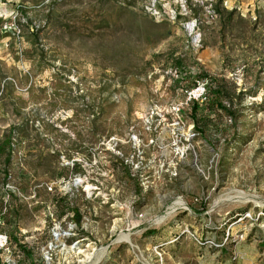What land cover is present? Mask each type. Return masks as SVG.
<instances>
[{"label":"rangeland","instance_id":"374dc122","mask_svg":"<svg viewBox=\"0 0 264 264\" xmlns=\"http://www.w3.org/2000/svg\"><path fill=\"white\" fill-rule=\"evenodd\" d=\"M7 136L0 264H264V0H0Z\"/></svg>","mask_w":264,"mask_h":264},{"label":"trees","instance_id":"16d2710c","mask_svg":"<svg viewBox=\"0 0 264 264\" xmlns=\"http://www.w3.org/2000/svg\"><path fill=\"white\" fill-rule=\"evenodd\" d=\"M195 109L198 110V106L196 107L195 106ZM12 139H13V136H7L5 138V140H3V142L0 144V154H4V153H7L8 154V158L7 159H11V155L14 153L15 149H14V146H13V143H12ZM6 176L9 175V169L6 170ZM80 218H78L79 220ZM25 252H27L26 249H24Z\"/></svg>","mask_w":264,"mask_h":264},{"label":"built area","instance_id":"2783aa9c","mask_svg":"<svg viewBox=\"0 0 264 264\" xmlns=\"http://www.w3.org/2000/svg\"><path fill=\"white\" fill-rule=\"evenodd\" d=\"M3 226V221L0 217V227ZM11 247V240L10 237L0 231V252H9Z\"/></svg>","mask_w":264,"mask_h":264}]
</instances>
